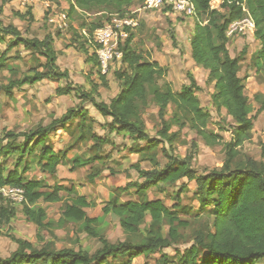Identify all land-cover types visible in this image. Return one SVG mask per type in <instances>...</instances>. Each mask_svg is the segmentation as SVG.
I'll return each instance as SVG.
<instances>
[{
    "label": "trees",
    "instance_id": "16d2710c",
    "mask_svg": "<svg viewBox=\"0 0 264 264\" xmlns=\"http://www.w3.org/2000/svg\"><path fill=\"white\" fill-rule=\"evenodd\" d=\"M142 1L70 0L68 18L70 13L77 10L86 16H123L129 13L127 10L134 2ZM190 1L195 10L192 35L189 39L191 58L196 66L207 71V78L213 82L211 104L218 115L222 109L225 111L226 116L220 117V122L229 119L228 140L211 129V115L200 104L194 78L189 75L190 83L183 85L179 91L173 90L166 81L159 84V80L166 75L165 68L152 60L149 51L131 46V32L125 41L119 43L118 49L122 57L119 68L113 73L119 81V92L107 104L96 100L92 91H85L81 86L73 84L68 72L60 70L56 64L57 54L53 49L50 34H46L42 39L29 38L23 36L11 24L4 26L0 20V42L5 44L4 51L0 53V71L6 70L10 74L0 85V95L4 93L12 97L13 90H20L24 85H33L41 80L55 82L64 79L65 86L55 89L57 96L77 93L80 102L90 103L101 116L111 118V122L103 125L107 135L113 133L124 139L144 141L143 146L131 147L129 152L138 155L139 161L149 162L151 165V169H142L139 164L133 165L132 168L142 181L131 180L121 186L114 185L100 209L101 217L111 216L117 219L119 227L127 235L140 234L141 224L148 216L150 220L141 242L110 243L100 239V247L92 252L73 248L55 251L48 247L35 249L29 242L10 235L9 238L16 244V249L10 256H0V264H113L121 259L126 260L122 264H131L137 257H148L154 252L168 248L178 242L179 228H186L189 223L181 219L176 211L169 209L161 199L149 200L148 190L157 185H174L182 179L194 182V195L198 201L199 213L211 219L212 228L195 234L191 246L180 253L178 264H264V161L256 162L241 150L243 144L251 139L253 131V118L250 115L252 106L244 94L243 80L239 76L245 47L240 56L231 57L225 33L231 22L244 16V5L253 20V35L259 43V48L252 56V66L256 71L264 72V0H220L216 8L213 5L215 0ZM105 23L81 22L79 28L84 33L73 31L74 36L78 33L80 38L70 42L80 53L91 52L89 59L95 67H98V61L96 46L91 42L92 34ZM20 47L32 54L30 57L33 62V66L21 79L15 78L18 63L14 61L19 59L7 61V54L15 48L18 51ZM96 73L105 86V74H100L98 68ZM253 99L259 104L258 110L264 111V95L256 94ZM150 103L158 107V117L162 124L158 135L161 139L150 137L145 130L141 111ZM168 106H171L172 110L169 119H166ZM74 119L79 120L75 140L85 144L93 142L88 147L89 156L85 158H70L67 151L55 153L47 143L50 132ZM95 124L84 108L74 107L67 109L59 119H53L48 125H39L32 131L17 134L5 133L6 138L10 139L4 147L6 152L12 157L16 154L17 156L14 168L6 175L0 165V186L24 188L26 204L22 207L28 222L45 228L49 225L47 214L42 207H36V204L39 201L62 202V219L81 224L82 231L88 236L99 237L93 227L98 218L89 217L83 210L93 206V203L84 195L74 194L73 183L70 182L68 186L61 183L48 186L35 179L24 181L17 170L23 158L39 146L36 164L42 173L53 175L59 165H70L72 171L85 167L88 169L87 180L94 182L102 176L99 168L100 161L104 158L100 153L101 146L110 142L107 135L99 137L96 134ZM173 124L178 125L179 129L186 127L192 130L206 146H223L225 156L219 165L198 173L192 168L189 156L178 158L166 155L167 162L161 167L158 166L159 145L164 141L171 146L173 139L178 137L176 132L169 133ZM17 138L23 139L19 145H15ZM27 168L28 165L25 164L23 172ZM105 176L114 184L117 182L112 170ZM184 188L185 184H182L175 195L176 199ZM131 189L134 190L136 199L122 201V195ZM62 192L66 193L64 198L61 196ZM6 208L0 209V224L8 218L9 212L15 209L8 204ZM182 211L190 215L194 213L191 207L182 208ZM195 214H198V211ZM164 219L168 220L167 229L163 225ZM158 264H169L168 255L161 253Z\"/></svg>",
    "mask_w": 264,
    "mask_h": 264
},
{
    "label": "rangeland",
    "instance_id": "374dc122",
    "mask_svg": "<svg viewBox=\"0 0 264 264\" xmlns=\"http://www.w3.org/2000/svg\"><path fill=\"white\" fill-rule=\"evenodd\" d=\"M69 2L70 0H38L39 6L38 8H34L31 5L22 7L15 0H0V20L4 26L11 24L23 36L29 38L36 37L42 39L44 35L53 33L56 43L58 41L61 47H66L68 46L67 42L80 38L78 33L74 36L73 31L78 30L82 32L79 28L81 22L89 23L95 21L103 24L114 15L86 16L77 10L70 13L68 18ZM219 4L220 0L213 2L215 8ZM127 11L129 13L133 12L131 13L132 16L138 21L137 28L131 32L133 34L132 47L149 51L151 58L154 52L166 53L174 48H178V50L182 49L183 55L186 54L183 51L185 47L184 43L186 41L189 42L192 35L194 18L187 19L175 12L171 13V8L166 1L157 8L147 7L145 0L139 3L134 2ZM166 11L170 12L167 14ZM62 16L65 17V20L62 19ZM61 19L67 23V26H62L63 22ZM50 20L53 21L50 22ZM253 33L254 30L252 33L247 31L246 34L234 33L228 38L227 49L231 57H237L241 55L245 47V52L240 61L241 69L239 76L243 80L244 94L252 106L250 115L253 118V131L251 139L243 144L241 150L243 154L253 158L256 162H261L264 161V111L258 110L259 104L254 101L253 97L256 94L264 95V72H258L252 66V56L259 48V43L254 38ZM7 39L8 37L5 38V40ZM4 48L5 44L0 42V53L4 51ZM16 50L15 48L7 54V57H9L7 61L11 62L14 58L19 59L18 61H14L16 64L18 63L15 78L21 79L27 70L33 66L30 57L32 54L22 47L18 51ZM74 51L78 54L76 55L71 51V57L73 54L76 58L80 57L79 51L75 50V48ZM74 59L72 58L71 60L74 61ZM42 61L44 60L42 59ZM181 61L183 64L189 63L186 59L185 61L181 59ZM111 65H120V63L115 61ZM189 65L195 64L191 61ZM59 67L62 70L67 69L68 71L72 69L73 75L70 76V79L73 84L79 85L76 79L82 76L85 69L83 65H59ZM110 72L113 73V71H108L109 84L107 88L101 89L103 95L100 94V99L103 96L108 100L117 91L118 80H115ZM193 76L197 82L196 94L200 100V104L211 115V129L220 133L228 140L230 138V132L228 131L230 128V124H228L229 119H223V124H221L220 117L226 116L225 111L222 109L218 115L211 104V96L214 92L213 82L207 78V72L200 67L193 72ZM9 77L10 74L6 70L0 71V85ZM61 83H63L62 86H65L66 82L63 79ZM57 84L58 82L44 80L33 85H24L20 90H13L14 96L12 97L4 93L0 95V165L3 167L5 175L9 170L14 168L15 157L17 156V154L15 157L10 156V153H7L4 148L6 143L10 142V139L6 138V132L17 134L23 131H32L39 125H46L54 117L59 119L69 108H83L87 104L80 102L75 92L69 95L57 96L55 94ZM169 84L172 89L175 90L177 88L174 87L171 81ZM171 110V106H168L166 119H169ZM141 115L148 135L152 138L161 139L158 135L162 127L158 117V107L150 103L142 109ZM95 132L99 135H107L99 126L96 127ZM173 132H176L178 137L173 139L171 146L164 141L159 145L157 155L158 166L161 167L167 162L166 155H174L178 158L189 156L192 168L197 170L198 173H202L215 168L223 160L225 156L223 146H206L197 138L192 130L186 127L179 129L178 125L173 124L169 129V133ZM57 134L61 135L62 131H57ZM72 134H70L69 139L64 135L62 137L64 142L60 141L59 143L68 146L74 140ZM107 137L112 143L103 147L100 153H108L110 155L108 159L110 160L104 157L100 161L99 168L102 171V176L96 178L92 183L87 180L88 172L84 168L72 173L71 177H65L67 176L65 168H59L57 174L53 175L42 173L36 164L39 146L25 156L21 161V165L17 168L24 181L35 179L41 181L43 185L48 186H52L53 183H61L65 186L70 185V182L73 183L75 187L74 194L84 195L88 201L93 203V206L86 209V212L89 217L98 218V222L93 227L99 233V237L88 236L82 231L81 224L62 219L60 215L62 202L54 204L38 202L36 207L40 206L45 210L49 225L45 228L36 227L25 219L24 207H16L9 212L8 218L0 224V256H10L16 249V244L9 238L10 235L29 242L35 249L48 247L55 251L62 248H73L92 252L100 247V239H105L110 243L127 241L133 244L143 240L145 229L150 220L148 216L141 224L142 232L140 234L127 235L119 227L117 219L111 216L101 217L100 209L107 200L108 192L112 190L114 185L121 186L131 180L142 181L132 168L133 165L139 164L142 169H151L149 162L139 161L138 155L129 152V148L143 146L145 142L138 140L132 142L115 134H109ZM22 140V138H17L15 145L22 143ZM90 144L91 141L84 145L87 147ZM25 164L28 165V168L23 172ZM109 170L115 173V178L117 179L115 184L109 177L105 176ZM182 184H185V188L178 193V199H176L175 195ZM61 196L64 198L66 193L62 192ZM147 196L149 200L161 199L169 209L176 211L181 219L187 220L189 226L179 228L180 238L176 244L154 252L148 257H137L132 260L131 264H158L161 253L168 255L169 264H178L180 253L191 246L195 234L198 231L206 232L211 230L212 221L199 213L198 201L194 195V182L192 181L189 182L186 179H182L174 185H157L148 190ZM128 199H136L133 189L121 197L122 201ZM6 205L5 201H0V209L6 208ZM188 207L193 209V214L190 215L182 211V208ZM197 211L198 214H195ZM163 225L166 229L168 228L167 219H164ZM125 262V259H121L114 261L113 264Z\"/></svg>",
    "mask_w": 264,
    "mask_h": 264
},
{
    "label": "crops",
    "instance_id": "0c3cea01",
    "mask_svg": "<svg viewBox=\"0 0 264 264\" xmlns=\"http://www.w3.org/2000/svg\"><path fill=\"white\" fill-rule=\"evenodd\" d=\"M31 6L34 7V8H38V6H39L38 0H35L34 3H32ZM169 12L166 11L167 14ZM171 13H174V12L172 11ZM187 19H191V18H187ZM61 21H62V19H61ZM65 24H67V23H65ZM82 32H80V33H82ZM50 35L52 36V39H53V42H52L53 49H54V51L57 54L56 64L58 65V67H59V65H83V68H85L86 70L84 69V72L82 73V76H80L79 78L76 79V80H78L77 82L79 83V86H81V87L83 86L82 88L85 91H92V93H93L92 95H93V97L96 100L103 101V102L108 104L110 102V100L113 99L119 92V81L117 82L118 88H117L116 93L113 94L108 100L105 99L103 96H102V99L99 98L100 94L103 95L101 89L102 88H107V86L109 84V82H108V77H109L108 71H113V73H114V71L117 70L120 65H111L109 67L108 71L104 73V72H102L100 70L99 65H98V67L97 66L95 67V66L92 65V62L89 59V55L91 54V52H89L88 54H83V53L79 52V56L80 57L76 58L75 55H74V54H76V52L74 51V48H72V46L70 45V41L67 42L68 46L61 47L59 45L60 42L57 41V43H56V40H55V37H54L53 33L50 34ZM184 45H185V47L183 48V51L186 52L185 55H183L182 49L178 50V48H174L173 50L167 51L166 53L154 52L152 54V60L157 61L158 64L160 66L164 67L165 70H166V75H165V77L163 79L159 80V84H162L163 81H165V80L167 82H169V83L171 81L172 84H174V87L175 88L177 87L175 89V91H179L183 85H188L190 83L189 77H188L189 75H191L194 78V80H195V77L193 76V72L196 69H198V67L196 65H189V63L191 61H193L192 58H191L190 40H189V42L186 41V43H184ZM187 50H188V52H187ZM71 51L74 52L72 57H71ZM72 58H75L74 59L75 62L71 60ZM181 59H183L184 61L186 59V60H188L189 63L183 64ZM97 68L100 70V74H105V80H106V85L105 86L101 83V79H99V77H98V75L96 73ZM201 69L204 70L203 68H201ZM60 70H62V69H60ZM63 70H66L68 72L69 77L73 75V72L71 71L72 69L71 70L69 69V71L67 69H63ZM110 73H112V72H110ZM113 73H112V75H113V78L115 79ZM207 75H208V73H207ZM62 80L63 79L55 81V82H58L56 87L62 86V84H63V83H61ZM41 81H44V80H41ZM50 82H53V81H50ZM75 85H77V84H75ZM83 108L86 110L88 116H90L95 121V123H96L95 126L96 127H98L100 124L102 125V126H99V128L103 129L105 131V134H106V130H105L103 125L111 122V118L110 117L101 116V114L90 103H87ZM53 119H58V118L54 117ZM78 121H79L78 119H74V120L68 122L65 125L57 126L54 131H52V132H50L48 134V136H47L48 142L47 143H49L51 145V147H52V149H53V151L55 153H60L61 151H67V156L70 157V158H72L74 156H79L81 158H85V157L89 156L88 147L90 145H92L93 142L91 141V144L89 146L87 145V147H86L84 145L85 143L77 142L75 140L76 135H77ZM49 123H47L46 125H48ZM42 126H45V125H42ZM59 130L62 131L61 135L57 134V131H59ZM73 132H75V133H73ZM70 134H72L73 139H74L72 143H70L68 146L65 145V144H60L59 143L60 141L64 142V139L62 138L64 135L66 136V138L68 137V139H69ZM97 135L99 137L106 136V135H99V134H97ZM55 140H59V141H55ZM129 141L133 142V140H129ZM67 142H69V141L67 140ZM111 143H112V141L109 142V144L102 145L101 146V150H103V147H105L107 145H110ZM59 144H60V146H58ZM76 148H78V149L80 148V150H78ZM101 155L106 157L107 159H108V157H110V155L108 153L107 154L106 153H102ZM108 160H110V159H108ZM59 168H65V170L67 172V176H65V177H71L70 175L72 173L76 172L77 170L82 169V168H77V169L72 171V170H70V165H66V166L59 165L57 167V170H56L55 174H57ZM84 169H86V171L88 170L85 167H84ZM78 195H81V194H78ZM39 202H41V201H39ZM47 204H54V203H47ZM86 209H88V208H84L83 210L86 211Z\"/></svg>",
    "mask_w": 264,
    "mask_h": 264
},
{
    "label": "built area",
    "instance_id": "2783aa9c",
    "mask_svg": "<svg viewBox=\"0 0 264 264\" xmlns=\"http://www.w3.org/2000/svg\"><path fill=\"white\" fill-rule=\"evenodd\" d=\"M20 6L26 7L32 5L35 0H15ZM168 2L171 10L184 17H195L194 6L190 0H145L147 7H159L163 2ZM244 16L240 20L231 22L226 29V36L229 38L234 33L246 34L253 32L254 23L247 9L242 6ZM133 13V12H131ZM131 13H125L123 16L114 14L108 22L98 28L92 34L91 42L96 46L95 54L99 68L102 72H107L111 64L121 60L122 53L118 49L119 43L125 41L129 37V33L133 32L138 21ZM65 17L62 16V19ZM53 20H50L52 22ZM62 26H67L65 22ZM84 33V32H83ZM0 201H5L9 206L21 207L26 204L25 190L22 187L11 185L0 186Z\"/></svg>",
    "mask_w": 264,
    "mask_h": 264
}]
</instances>
